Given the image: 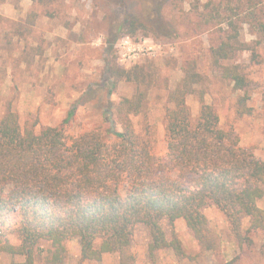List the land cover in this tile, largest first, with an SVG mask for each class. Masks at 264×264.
<instances>
[{"label":"trees","instance_id":"1","mask_svg":"<svg viewBox=\"0 0 264 264\" xmlns=\"http://www.w3.org/2000/svg\"><path fill=\"white\" fill-rule=\"evenodd\" d=\"M141 2L142 16L118 24L109 49L120 32L175 31L172 24L160 22L162 1ZM255 2L249 0L245 19L264 38V13L257 11ZM226 6L230 12L222 15L212 0L203 4L205 23H225V39L209 52L221 77L243 90L247 79L240 66L225 63L245 48L234 18L239 13L230 3ZM182 70L181 81L167 94L171 105L164 112V156L153 152L131 121L143 108V91L117 103L108 100L102 114L107 127L76 136L65 129L75 106L59 125L36 130L35 124L22 126L18 112L8 105L0 117V252L12 257L9 264H36V255L43 253L44 264H62L67 256L65 241L72 238H78L83 260H100L104 253L117 252L120 264H133L132 235L138 223L149 229L150 258L169 247L181 259L185 254L181 241L176 236L168 239L160 221L182 218L198 243L213 249L216 242L203 213L208 203L224 213L239 243L250 241L247 234L264 226V209L257 203L264 195V160L240 143L234 129L220 126L214 107L204 100L203 76L195 65L186 62ZM105 72L114 77L109 94L117 79L137 86L150 82L142 65L124 69L107 61ZM191 93H198L200 101L195 117L186 103ZM245 100L241 96V104ZM245 217L249 226L243 229ZM8 230L16 233L18 242L9 239Z\"/></svg>","mask_w":264,"mask_h":264},{"label":"rangeland","instance_id":"2","mask_svg":"<svg viewBox=\"0 0 264 264\" xmlns=\"http://www.w3.org/2000/svg\"><path fill=\"white\" fill-rule=\"evenodd\" d=\"M146 1L150 5L162 1L160 22L172 24L175 31L166 34L169 31L141 28L134 33L120 32L109 49L117 25L128 17L142 16L141 0H0V117L10 104L22 126L35 124L39 130L59 125L75 106V115L65 129L76 136L107 127L102 114L108 100L117 103L124 96L143 91V108L131 116V121L153 146V152L164 156V112L171 105L167 94L181 81L182 66L189 62L203 76L204 100L214 107L220 126L234 129L240 143L252 147L255 156L264 160V38L245 19L249 0H212L220 6L222 15L229 14L228 3L239 13L234 18L238 39L245 48L225 63L240 66L247 79L243 90H236L212 64L210 47L225 39L226 33L225 23H205L203 4L208 0ZM255 1L257 11L263 14L264 0ZM126 36L130 42L124 44ZM107 61L124 69L142 65L150 81L148 86L117 79L109 94L114 77L105 72ZM243 95L246 100L241 104ZM186 103L192 116H197L198 93L188 94ZM257 203L264 209V195ZM203 213L215 248L202 247L182 218L172 223L163 218L160 223L166 237L179 238L184 256L179 259L166 247L150 258L149 229L138 223L132 235L133 264H264V226L247 234L250 241L239 243L215 204L208 203ZM248 226L245 217L242 228ZM7 233L12 242H18L16 233ZM65 246L67 256L62 264H120L117 252L104 253L100 260L81 259L78 238L66 240ZM43 255H36V264H44ZM11 259L0 252V264H9ZM14 259L21 261L23 257Z\"/></svg>","mask_w":264,"mask_h":264},{"label":"built area","instance_id":"3","mask_svg":"<svg viewBox=\"0 0 264 264\" xmlns=\"http://www.w3.org/2000/svg\"><path fill=\"white\" fill-rule=\"evenodd\" d=\"M122 41H123L124 44H127V43L130 42V41H129V38H128L127 36H126Z\"/></svg>","mask_w":264,"mask_h":264}]
</instances>
